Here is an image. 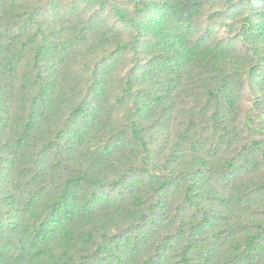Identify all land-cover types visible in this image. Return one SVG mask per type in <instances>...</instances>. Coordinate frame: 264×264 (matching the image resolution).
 Listing matches in <instances>:
<instances>
[{
	"label": "trees",
	"instance_id": "obj_1",
	"mask_svg": "<svg viewBox=\"0 0 264 264\" xmlns=\"http://www.w3.org/2000/svg\"><path fill=\"white\" fill-rule=\"evenodd\" d=\"M0 264H264V0H0Z\"/></svg>",
	"mask_w": 264,
	"mask_h": 264
}]
</instances>
